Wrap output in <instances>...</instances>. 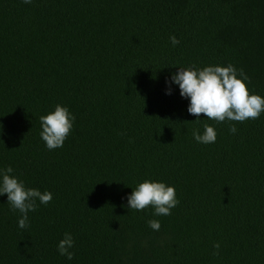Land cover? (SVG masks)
Instances as JSON below:
<instances>
[{
  "label": "trees",
  "instance_id": "16d2710c",
  "mask_svg": "<svg viewBox=\"0 0 264 264\" xmlns=\"http://www.w3.org/2000/svg\"><path fill=\"white\" fill-rule=\"evenodd\" d=\"M215 64L264 96V0H0V168L53 193L26 230L0 196V264H264V114L196 121L165 95L179 68ZM57 104L76 120L50 151L40 117ZM205 123L215 143L194 140ZM145 180L175 186L171 215L127 207Z\"/></svg>",
  "mask_w": 264,
  "mask_h": 264
},
{
  "label": "clouds",
  "instance_id": "9594fccd",
  "mask_svg": "<svg viewBox=\"0 0 264 264\" xmlns=\"http://www.w3.org/2000/svg\"><path fill=\"white\" fill-rule=\"evenodd\" d=\"M25 5H33L35 0H22ZM173 46L180 40L175 35L170 37ZM250 77L243 69H237L232 64L227 66L215 64L198 68L195 65L179 68L166 80L165 95H173L176 87L182 98L189 101L187 112L195 116L196 121L205 119L217 123L225 121L245 122L256 120L264 114V96L250 94ZM76 117L67 106L57 104L53 111L40 117V137L51 151L62 148L70 136ZM203 132L195 130L194 140L200 144H212L217 141V131L207 123ZM232 133L237 132L235 124L230 127ZM7 195V204L13 212H18V228L26 230L30 227L29 213L35 212L40 204L48 205L53 200V193L38 188L27 187L25 182L14 175L11 166L0 168V196ZM174 185L162 181L145 180L139 183L127 196V207L130 210L143 211L148 207L154 209V216H169L179 205ZM148 227L153 231L161 229L158 219L148 220ZM75 238L70 232H65L57 244L61 256L72 261L75 257ZM220 243H216L214 254H219Z\"/></svg>",
  "mask_w": 264,
  "mask_h": 264
}]
</instances>
